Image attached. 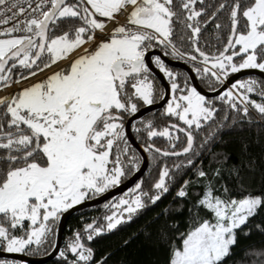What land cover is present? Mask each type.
<instances>
[{
	"label": "snow or ice",
	"instance_id": "obj_1",
	"mask_svg": "<svg viewBox=\"0 0 264 264\" xmlns=\"http://www.w3.org/2000/svg\"><path fill=\"white\" fill-rule=\"evenodd\" d=\"M0 6V90L52 68L85 45H95L44 80L0 97V264H15L2 258L5 253L39 250L54 236V225L62 213L81 204L89 194L118 186L126 175L122 156L139 170L138 158L129 156L123 121L125 114L138 112V103H154L156 90L146 62L153 46L170 49L165 56L187 57L193 62L199 57L203 67L196 72L220 83L229 74L246 69L264 73V0H223L215 7L205 0H0ZM225 10L230 22L225 46L216 54L206 53L199 46L202 30ZM125 13L126 23L120 24L118 17ZM109 23L117 26L105 33ZM62 24L66 31L61 30ZM98 32L108 38L96 43ZM185 40L198 56L181 51L178 43ZM154 62L173 78L159 56ZM20 68L28 70V75L13 80V70ZM170 87L166 114L186 127L172 124L157 130L151 122L145 126L149 141L167 138L173 150L148 143L144 151L163 157L193 153L192 130L214 120L218 111L196 87H182L174 78ZM252 93L261 100L252 99ZM218 98L244 117L250 107L264 117V82L233 83ZM174 132L186 135V146L180 151L175 150L173 141L179 136ZM192 164L189 158L174 167L178 170ZM244 167L254 171L255 158ZM172 171L162 165L152 196L137 183L129 198L111 206L116 211L104 218L103 227L86 226V239L91 241L130 221L145 208V197L152 204L159 201L174 181ZM242 172V167L233 166L231 175L242 183ZM197 174L200 178L208 175L203 170ZM188 183L183 182L178 198L188 199ZM262 207L264 194L225 197L208 182L189 209L195 227L181 233L180 244H169L163 229L159 233L160 241L169 247L168 264H224L233 255L238 231L249 235L244 226ZM201 208L212 219L200 220ZM69 253L74 257L71 264L93 262L94 252L80 233L59 256L67 260ZM252 254L264 257V250Z\"/></svg>",
	"mask_w": 264,
	"mask_h": 264
},
{
	"label": "trees",
	"instance_id": "obj_2",
	"mask_svg": "<svg viewBox=\"0 0 264 264\" xmlns=\"http://www.w3.org/2000/svg\"><path fill=\"white\" fill-rule=\"evenodd\" d=\"M221 2L223 0H205V4H212L214 7ZM200 7L197 5V8ZM212 10L210 8L209 12ZM216 23L221 24L219 29L215 28ZM229 24L227 11L218 13L217 19L202 30L199 44L201 49L209 54L222 51L228 39ZM61 30L66 31L67 27L62 24ZM185 31L187 32V30ZM56 34L58 35L60 32L57 31ZM178 47L181 51L198 56L187 40L178 43ZM197 61L200 62L199 57ZM238 61L239 58H237ZM188 62L203 67L202 63L190 60ZM21 74L28 75V70L14 69L13 80H19ZM248 79H255L258 83L264 82L258 76ZM186 80L190 84L189 77ZM201 82L203 87L214 91L223 84L204 74H202ZM250 95L254 100H261L256 93ZM208 100L214 102L218 111L214 120L204 123L200 129L192 130L195 137L194 154L189 153L182 157H163L155 153L150 168L139 182L142 183L143 192L148 196L154 195L156 190L153 185L158 179L162 165L166 164L173 170L174 176L169 192L155 204L145 197V208L133 214L130 221L122 223L111 232L106 231L102 235L95 236L91 241L86 239V226L95 223L103 227L106 224L104 218L116 211L111 206L118 202L120 197L93 207L96 211L88 216H86V209L77 212L68 221L61 251H67L75 234L80 233L82 241L94 252L92 264H95L96 261H103V264H168L169 247L160 241L159 233L163 229L168 234L169 244L173 246L180 244L181 233H186L195 227L196 221L189 209L203 194L204 187L208 182L215 186L218 194L225 197L239 199L249 193L264 194V117L251 107L248 116L244 117L242 112L230 109L227 103L218 97ZM141 120L143 121L142 127L145 128L146 124L151 122L157 130L170 124L179 123L177 118L161 115L160 112L146 115ZM174 135L179 136V140L173 141L176 145L175 150H182L186 146V135L181 132ZM147 138L144 142L146 144L149 143ZM154 144L162 150H173L167 138L157 137ZM245 146H247V150H245ZM189 158L193 160L191 167H181L178 170L174 167L182 162L186 163ZM252 158H255L256 168L254 171H249L244 166ZM233 166L243 168L242 183L233 179L231 175ZM199 170L208 173L207 177L200 178L197 174ZM217 171L220 173L219 176L215 175ZM185 180L189 182L187 186L189 197L181 199L177 197L176 193ZM225 187L228 189L226 193L222 191ZM198 216L200 220L212 219V214L202 208L199 209ZM59 221L60 219L54 225L55 234L49 242L39 250H33L26 254L33 257L49 255L56 246ZM244 230H250V234L244 236L238 231V243L233 249V255L228 257L224 264H264V257L252 254L264 250V207L258 210L257 215L250 218L248 224L244 226ZM73 259L74 257L70 253L67 260L58 254L43 264H71ZM12 261L18 264H27L17 260Z\"/></svg>",
	"mask_w": 264,
	"mask_h": 264
},
{
	"label": "flooded vegetation",
	"instance_id": "obj_3",
	"mask_svg": "<svg viewBox=\"0 0 264 264\" xmlns=\"http://www.w3.org/2000/svg\"><path fill=\"white\" fill-rule=\"evenodd\" d=\"M126 15H127L126 13L123 14L124 20L120 19L118 17V20H119L120 24L126 23ZM112 26H114V27H112ZM116 26L117 25L115 23H109L107 29L105 30V33H110L112 31V29L115 28ZM105 37H106V34H101V33L98 32L97 33V41L98 42H96V43H99L100 40L105 39ZM91 45H92V48L95 47L94 44H91ZM85 48H86V45L83 48H81L78 51H76L75 53H73L67 60L61 61L57 65H54L52 68L46 69L44 72L38 73L36 76H34L35 77V82H33V84L44 80L46 77L50 76L53 72H55L57 70H60L62 68H65L68 64H70V62L72 60L76 59L79 55H81L84 52ZM165 51L171 52L170 49H165V48H163V46H153V48L148 52V54L146 56V62L148 63V67H149V72L147 73V75H148V78H149L150 82L153 83V86H154V88L156 90V95H155V99H154V103L153 104H156V103L160 102L164 98V96L166 95V87L164 86L162 80L158 77V75H156V73L154 72V69L160 70L163 73L167 83L169 84V87L171 86V83L173 82V78L175 79V81L177 83L180 82L182 87H184L185 84L187 85L188 88L195 87V85H194V83H193V81L191 79V75L186 69H184L182 67L174 66L168 61H171V62H182L186 66L187 65L191 66L195 77L199 80L200 84L202 85V82H201L202 74L201 73H197L196 70H195L197 67L202 68L201 66H196V65L188 62V60H186L184 58H180V57L172 55V54H169V55L165 56L164 55ZM156 56H159L161 58V60L164 61V64H165L167 70H169V71H171L173 73V78L168 77L165 74V72L162 71L160 69V67L155 64L154 58ZM166 59H168V61ZM232 75L233 74H229V76H232ZM187 77H189L190 84H188V81L186 80ZM228 77H227V79H228ZM245 78H248V77L241 78V79L237 80L235 83H239L241 81H245ZM26 81L27 80H24V81H21V82L15 84V85L11 84L10 87L3 88L2 90H0V97L9 96L10 94H14V93L18 92L20 89H23V88H26L28 86H31L30 84L27 85ZM209 91H214V90H209ZM170 93H171V87H170ZM171 95H172V93H171ZM206 99H209V98H206ZM170 102H171V97H170L168 103H170ZM167 104L163 108L155 110V111H152V112H150V113H148L146 115L155 114L157 112H160L161 115L168 116L166 114ZM146 106L147 105H144L143 103H138V111L140 109L146 107ZM133 115L134 114H125L123 123H124V129H125V137H126V140H127V146L129 147V150H130L129 151V156H135V157L138 158V164H139V169H140L141 166L143 165V162H144V156L141 153V150L139 149V147L142 148V150L144 151V148L146 146V143H144V142L146 141V138H147V136H146L147 134H146L145 128H144V126L142 127L143 121L141 119L143 117H145L146 115H144L140 119L132 121L131 122V127H130L131 130L129 131L128 130V122H129V119ZM172 118H176V117H172ZM170 125H172V124H170ZM178 125L180 127H186L185 125H183L182 121H179ZM175 133H178V132H174V134ZM182 133L183 132H181V134ZM155 139L156 138H154L152 141H149V140L148 141H149V143H154ZM134 141L136 142L137 145H139V147L134 143ZM120 143H121V145H123L124 142L121 141ZM176 151H180V150H176ZM144 153L146 154V156L148 158V162H149L148 163V167H147V170H148L150 168L151 160L154 157L155 153L154 152H146V151H144ZM180 157H182V156H180ZM122 159L125 161L126 175H125V177H122L123 180L121 179V183L119 185H121V184L125 183L126 181H128L138 171V170H136V167H135L134 164L129 163L128 157H123L122 156ZM147 170L145 171V173L147 172ZM145 173H144V175H145ZM143 176L132 187L128 188L126 191H124L123 193L119 194L118 196L110 198V199L104 201L103 203H101L99 205L85 208L86 209V216H88V214L94 213L93 211H96V210H94L93 207H97V206L103 205L104 203H107L108 201H110L112 199H117L118 197H120V199L122 197L129 198L130 194H132L133 189L135 188V185L140 182V180L143 178ZM115 187H117V186H115ZM115 187H112V188L108 189L106 192L101 193V194H89V196L83 202H85L87 200H93V199H95V198L107 193L108 191L112 190ZM82 210H84V209H82ZM76 213L77 212H75L74 214H76ZM89 216H92V215H89ZM64 236H65V234H64ZM63 244H64V242H63Z\"/></svg>",
	"mask_w": 264,
	"mask_h": 264
},
{
	"label": "water",
	"instance_id": "obj_4",
	"mask_svg": "<svg viewBox=\"0 0 264 264\" xmlns=\"http://www.w3.org/2000/svg\"><path fill=\"white\" fill-rule=\"evenodd\" d=\"M168 61V59H166ZM170 62L172 65L177 66V67H182L184 69H186L190 75H191V79L195 85V87L197 88V90L204 95L206 98H215V97H219L225 90L231 88L232 84L235 83L237 80L244 78V77H249V76H258L260 78H262L264 80V73L260 72L258 69H246V70H242L239 73H235L232 76H229L228 79L223 83V85L215 90V91H209L207 89H205L199 82V80L195 77L194 72L192 70L191 66H186L184 63L182 62ZM154 72L156 73V75H158V77L162 80L164 86L166 87V95L164 96V98L156 103V104H152V105H147L146 107L140 109L136 114H134L128 122V130L130 131V127H131V122L137 119H140L141 117H143L144 115L161 109L163 108L169 101L170 97H171V93H170V87L169 84L167 83L163 73L160 70L154 69ZM134 143L136 144V142L134 141ZM137 145V144H136ZM139 147V145H137ZM139 149L141 150V153L144 156V162L143 165L141 166V168L125 183L113 188L112 190L108 191L107 193L93 199V200H87L85 202H82L81 204H78L76 206H74L73 208H71L70 210H68L67 212H64L61 215L60 221H59V225H58V231H57V242H56V246L54 248V250L46 256L43 257H33L27 254H3L2 258H7V259H12V260H17L20 262H24L27 264H43L46 263L48 261H50L51 259L55 258L59 252L61 251L62 247H63V242H64V234L68 225V221L71 218V216L75 213L78 212L82 209L88 208V207H92V206H96L99 205L101 203H103L104 201L113 198L115 196H118L119 194L123 193L124 191H126L128 188L132 187L145 173V171L147 170L148 167V158L146 156V154L144 153V151L142 150V148L139 147ZM185 156V155H182ZM170 157H180V156H170Z\"/></svg>",
	"mask_w": 264,
	"mask_h": 264
},
{
	"label": "rangeland",
	"instance_id": "obj_5",
	"mask_svg": "<svg viewBox=\"0 0 264 264\" xmlns=\"http://www.w3.org/2000/svg\"><path fill=\"white\" fill-rule=\"evenodd\" d=\"M119 18L120 19H123L124 20V16L123 15H120L119 16ZM112 27H114V26H112ZM96 42H98L97 40H96ZM86 48L90 51L91 49H92V45L91 44H88V45H86ZM75 53V52H74ZM248 78H253V76H250V77H248ZM248 78H245V81L248 79ZM248 80H250V79H248ZM21 81H24V80H20V82ZM33 82H35V77H31L30 79H28L27 81H26V84L28 85V84H30V85H33ZM15 84H17V83H14L13 85H15ZM22 86V85H21ZM20 86V87H21ZM29 87V86H28ZM252 98V97H251ZM258 102L260 101V100H257ZM122 198H127V197H122ZM121 198V199H122ZM15 264H18V263H16L15 262Z\"/></svg>",
	"mask_w": 264,
	"mask_h": 264
},
{
	"label": "built area",
	"instance_id": "obj_6",
	"mask_svg": "<svg viewBox=\"0 0 264 264\" xmlns=\"http://www.w3.org/2000/svg\"><path fill=\"white\" fill-rule=\"evenodd\" d=\"M2 7H3V6H0V8H2ZM124 24H125V23H124ZM106 38H108L107 35H106L105 39H106ZM185 59L190 60V59H188L187 57H185ZM190 61H191V60H190ZM195 62L201 63V62H199V61H195ZM224 82H225V80H224ZM224 82H223V83H224Z\"/></svg>",
	"mask_w": 264,
	"mask_h": 264
},
{
	"label": "clouds",
	"instance_id": "obj_7",
	"mask_svg": "<svg viewBox=\"0 0 264 264\" xmlns=\"http://www.w3.org/2000/svg\"><path fill=\"white\" fill-rule=\"evenodd\" d=\"M185 59V58H184ZM187 60V59H186ZM189 61V60H188Z\"/></svg>",
	"mask_w": 264,
	"mask_h": 264
}]
</instances>
